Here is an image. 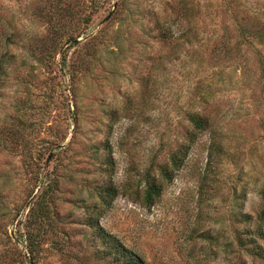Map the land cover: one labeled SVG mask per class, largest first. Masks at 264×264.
Returning <instances> with one entry per match:
<instances>
[{
    "label": "rangeland",
    "instance_id": "obj_1",
    "mask_svg": "<svg viewBox=\"0 0 264 264\" xmlns=\"http://www.w3.org/2000/svg\"><path fill=\"white\" fill-rule=\"evenodd\" d=\"M186 1L191 32L163 20L175 36L165 42L154 15L179 0H0V264H119L116 252L144 264H264L232 232L239 204L264 213V43L241 33L264 21V0ZM55 6L74 16L49 59ZM194 113L221 127V160L209 162V132L191 144ZM190 145L153 207L126 195ZM111 153L120 194L97 216L100 232L87 222ZM49 184L39 227L30 209Z\"/></svg>",
    "mask_w": 264,
    "mask_h": 264
},
{
    "label": "trees",
    "instance_id": "obj_2",
    "mask_svg": "<svg viewBox=\"0 0 264 264\" xmlns=\"http://www.w3.org/2000/svg\"><path fill=\"white\" fill-rule=\"evenodd\" d=\"M179 5L170 7V13L166 14L163 17L159 15H154L155 31L157 32V38L165 42L174 40L175 36L170 27H167L166 22L162 23L163 20L168 22H178L186 21L187 32H191L192 27L191 23V9L188 6L186 0H179ZM70 7L60 8L55 6L50 12H48L52 18L51 21V32L52 39L48 48L45 52L42 51L41 56L49 59L54 58L58 52L61 50L60 44L64 36H66L69 31V25H66V20L70 19L71 14ZM72 15V14H71ZM74 16V14L72 15ZM71 16V17H72ZM260 17V15H259ZM72 19V18H71ZM259 19V18H258ZM257 19L255 26L250 29L243 28L241 30L242 35H246V32L252 33L255 38H258L259 41L264 43V21L262 19ZM182 23V22H181ZM180 23V24H181ZM246 38V36H245ZM41 58V57H40ZM87 70V68H86ZM4 73V65L0 64V89L2 87V75ZM187 121L191 128L188 136L191 139V144L193 145L197 137L204 132L210 133V146L208 151L209 162L214 160H221L222 157L226 156L225 145H224V136L222 135L221 127L217 124L216 119L211 118L208 114H189L187 116ZM217 125V126H216ZM192 145L187 146L186 148H178L172 152L166 162L158 165L159 176H152L149 172L145 174V186L142 193L134 192L131 195L126 194L131 198L132 201L141 204L144 208L150 209L155 205V203L161 197L163 191V185L165 183H170L172 180L173 173L178 171L184 165V162L189 154V151ZM104 150H109V144H105ZM105 164L107 166L106 172L110 173L109 180L106 184L94 188L98 199L100 200V206L94 208L95 216L91 215L88 217V225L91 228L99 229V224L97 221V216L100 218L104 215L105 211L108 210L115 199L119 196L120 191L114 185L111 180L113 176V170L115 167L114 158L112 153L106 157ZM50 184L41 192L37 200L33 204L34 206L30 209L31 217L35 220V224H43L44 221L49 219V212L51 201H52V191L48 190ZM232 221L236 224L237 228L233 229V236L236 242L237 248L246 252L252 258L264 263V213H261L257 219H254L251 215L243 211V204L237 206L236 212L232 215ZM101 232V231H100ZM29 242L32 238V235L29 234ZM103 238H106L103 235ZM232 244H229L227 248H231ZM122 252H116L115 260L120 264L123 259L120 254ZM128 254H123L126 257L127 264H144L142 259L139 256L131 255V252ZM122 258V259H121ZM124 262V259H123Z\"/></svg>",
    "mask_w": 264,
    "mask_h": 264
}]
</instances>
